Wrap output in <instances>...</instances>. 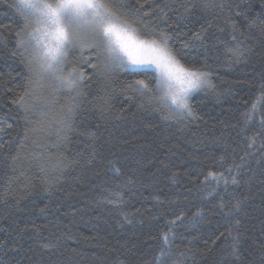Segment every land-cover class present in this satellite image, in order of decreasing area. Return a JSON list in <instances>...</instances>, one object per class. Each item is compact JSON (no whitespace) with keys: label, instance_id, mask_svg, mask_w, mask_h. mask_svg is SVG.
<instances>
[{"label":"trees","instance_id":"trees-1","mask_svg":"<svg viewBox=\"0 0 264 264\" xmlns=\"http://www.w3.org/2000/svg\"><path fill=\"white\" fill-rule=\"evenodd\" d=\"M104 2L170 35L212 87L170 115L129 87H153L150 69L74 48L85 78L55 88L0 0V264H264V0Z\"/></svg>","mask_w":264,"mask_h":264},{"label":"snow or ice","instance_id":"snow-or-ice-1","mask_svg":"<svg viewBox=\"0 0 264 264\" xmlns=\"http://www.w3.org/2000/svg\"><path fill=\"white\" fill-rule=\"evenodd\" d=\"M15 8L25 19L23 29L17 33L20 38L19 46H26V50L30 49L24 60L25 67L40 80L51 81L55 88L75 90L78 87L85 75L78 67H67L69 50L78 47L82 54L85 50L97 49L98 41L104 45V50L109 52V63L121 69H147L154 63L152 59L142 57L145 52L157 50L155 39L139 41L118 49L112 48L113 33L119 31L126 35H132L140 31L137 27H133L139 21L129 19L126 15H118L112 10V6L105 3L104 0H20L19 4H15ZM148 34L153 37L158 36L165 46H170L172 37L167 33H156L153 29ZM199 38V34H194V39ZM182 47L186 48L188 44L185 43ZM232 55L239 58L242 53L236 49L232 50ZM176 66L181 74V80L187 77L190 88L212 87L208 79V72L199 69L189 71L178 64ZM133 74L142 75L135 71ZM29 83L31 84L33 81L30 80ZM129 87L142 93L152 92L145 79L130 81ZM260 88L264 93V84H261ZM181 91L185 96L187 95L185 90ZM22 99L21 97V101ZM153 99V96H149V103H152ZM160 100L163 103V98ZM177 100H180L177 106L191 114L190 106L179 96L174 97L172 103L176 104ZM260 100L264 101V95L260 97ZM256 108L257 105L254 103L248 114L249 118ZM209 176L215 177V174L210 173ZM165 244H167V237ZM166 255L167 253L162 250L156 259L162 264Z\"/></svg>","mask_w":264,"mask_h":264},{"label":"clouds","instance_id":"clouds-1","mask_svg":"<svg viewBox=\"0 0 264 264\" xmlns=\"http://www.w3.org/2000/svg\"><path fill=\"white\" fill-rule=\"evenodd\" d=\"M19 3L20 0H16V4ZM133 27L135 26L133 25ZM154 39L157 41V50L145 52L142 57L144 59H152L154 61L153 64L148 66V69H150L154 74V86L149 87L152 89L150 94L154 97L153 103L159 106L162 110L167 111L170 115L178 116L182 113H186L187 111L184 108L177 106L180 103V100H177L176 104H173V98L179 96L180 99L186 101L187 105L190 106L192 95L197 91H200L203 87L190 88L187 77H184V79L181 80V74L176 65L178 64L180 67L188 69L189 71L196 69L203 71V69L184 63L178 57L176 51L170 46H165L163 42L159 40V37L145 35L141 33V31L132 35H126L119 31H115L112 35L111 46L113 49H118L121 46L132 45L138 43L139 41H151ZM97 53L98 56L102 57L106 63H109L108 57L110 54L108 51L104 50V45L99 43V41ZM181 90H185L187 95L185 96L184 92ZM160 98H163V103H161Z\"/></svg>","mask_w":264,"mask_h":264},{"label":"rangeland","instance_id":"rangeland-1","mask_svg":"<svg viewBox=\"0 0 264 264\" xmlns=\"http://www.w3.org/2000/svg\"><path fill=\"white\" fill-rule=\"evenodd\" d=\"M78 48V47H77ZM77 48H75V49H77ZM79 49V48H78ZM33 81H35V80H33ZM34 83V82H33ZM37 84L39 83V82H36ZM33 85V84H32ZM32 87V86H31ZM36 87H37V85L36 84H34V86H33V88L31 89V92H32V90L33 89H36ZM33 91H35V90H33Z\"/></svg>","mask_w":264,"mask_h":264}]
</instances>
